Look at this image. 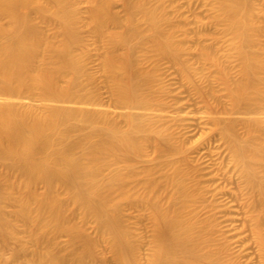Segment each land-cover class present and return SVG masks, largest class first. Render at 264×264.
Wrapping results in <instances>:
<instances>
[{
	"label": "bare ground",
	"instance_id": "6f19581e",
	"mask_svg": "<svg viewBox=\"0 0 264 264\" xmlns=\"http://www.w3.org/2000/svg\"><path fill=\"white\" fill-rule=\"evenodd\" d=\"M86 1L87 25L95 35L105 38L108 26L116 27L101 61L111 110L99 95V80L86 70L87 51H78L82 40L73 0H0V250L12 242L11 259L24 264H95L104 261L97 247L106 243L118 264H135L138 248L121 215L129 203L149 211L153 221V254L146 264H237L219 259L197 233L187 211L191 193L176 166L156 177L159 165L151 161L141 189L135 184L139 169L132 159L144 155L148 139L162 136L146 121L156 106L145 92L155 72L138 65L135 49L146 46V52L176 64L183 46L167 11L172 0H122L123 18L113 0ZM198 1H208L210 8L197 29L217 27L216 36L227 39L238 64L234 74L229 56L213 41L196 47L198 57L217 68L230 96L223 106L212 95L207 109L244 181L251 232L264 264V0L263 9L256 0ZM49 25L55 31H47ZM116 47L122 50L118 56ZM111 160L124 167L111 168ZM7 205L13 206L10 214ZM89 221L93 234L85 229ZM60 234L68 236V253L57 244ZM13 261L0 257V264Z\"/></svg>",
	"mask_w": 264,
	"mask_h": 264
},
{
	"label": "rangeland",
	"instance_id": "374dc122",
	"mask_svg": "<svg viewBox=\"0 0 264 264\" xmlns=\"http://www.w3.org/2000/svg\"><path fill=\"white\" fill-rule=\"evenodd\" d=\"M73 2L79 14L82 40L78 51H87L86 70L99 80V95L110 108L112 96L106 86L108 79L101 72V61L107 51L106 48V50L103 49L104 46L110 45V39L109 42H105V40L109 38L110 32L115 31H112L111 28L116 29V27L108 26L109 31L108 29L104 31L109 32L105 38L95 35L87 25L90 5L86 0H73ZM113 2L114 12L123 18L127 11L126 5L122 0H113ZM189 3L190 1L186 0H172L167 9L176 26L174 36L183 46L177 62L175 61L176 64L174 61V64L171 63L170 59L157 55L154 51L146 52L148 50L146 46L135 49L138 65L146 71L155 72L156 79L145 92L151 96L152 103L156 106L148 110L146 121L149 127L162 135L156 141L148 139L149 143H147L144 155L132 159L131 163L139 169V176L135 184L138 182L140 183L138 187L140 185L142 187L145 178L143 172L151 165V161L159 165L155 172L156 177L170 173L176 166L184 173L183 179L191 193L187 211L194 216L197 233L206 236L207 247L226 263L235 261L237 264L240 262L260 264L258 248L251 232L249 209L245 206L248 194L244 181L232 163L227 144L221 139L219 132L213 128V121L207 109V104H211L215 100L213 96H216L218 102L220 101L219 103L223 106L230 104V96L217 74V68L211 66L207 61L201 60L196 47L201 42L210 43L213 41L220 52L229 56V66L234 74L238 69V64L236 59L231 56L227 39L216 36L219 32L217 27H209V25L204 28L200 27L201 30L197 29V24L207 17L210 8L209 2L195 0L194 3ZM254 4L263 9L260 0H256ZM142 25L143 23H141ZM168 27L166 26V28ZM45 28L49 32L55 31L53 30L55 29L54 25L45 26ZM166 28L164 25L165 31ZM101 37L102 39H100ZM261 42L264 44V36L261 38ZM117 47L114 50L115 54L123 50V47H118L122 49L121 51ZM205 87H210L212 91ZM205 89L213 94L209 96L206 93H200V91L205 92ZM204 94L206 95L204 96ZM120 123L122 128L127 127L125 120H121ZM238 132L242 135L244 129L238 127ZM113 161L111 160L112 163L109 165L112 166L111 168L124 167L123 161ZM173 165L174 168H172ZM1 166L0 163V168ZM227 204L232 208L229 206L228 209ZM12 210L13 206L7 205L6 211L9 214L12 213ZM121 215L124 224L132 231L138 248L132 256L133 261H137L135 264H146L153 254L154 247V226L150 212L136 204L124 203ZM78 217L79 215L76 214L75 218ZM16 224L19 235L25 236L22 223L16 222ZM94 227V223L90 221L85 224L88 233L93 234ZM68 242L66 234H60L57 238V244H60L59 247L61 246L65 253L69 252ZM13 246L12 242L2 246L1 259L13 261L11 259ZM30 252L29 250L25 255L29 259ZM97 253L103 255L105 259L104 261L97 260L95 264H118L106 243L98 245ZM12 264L24 263L16 260ZM68 264H74V260L69 259Z\"/></svg>",
	"mask_w": 264,
	"mask_h": 264
}]
</instances>
